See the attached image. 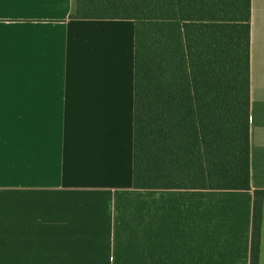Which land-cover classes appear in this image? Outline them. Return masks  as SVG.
Segmentation results:
<instances>
[{
    "label": "crops",
    "instance_id": "1",
    "mask_svg": "<svg viewBox=\"0 0 264 264\" xmlns=\"http://www.w3.org/2000/svg\"><path fill=\"white\" fill-rule=\"evenodd\" d=\"M251 5V189H136L134 20L0 0V264H250L264 0Z\"/></svg>",
    "mask_w": 264,
    "mask_h": 264
},
{
    "label": "trees",
    "instance_id": "2",
    "mask_svg": "<svg viewBox=\"0 0 264 264\" xmlns=\"http://www.w3.org/2000/svg\"><path fill=\"white\" fill-rule=\"evenodd\" d=\"M251 0H76L135 22L133 187L251 189ZM264 189L250 264H260Z\"/></svg>",
    "mask_w": 264,
    "mask_h": 264
}]
</instances>
